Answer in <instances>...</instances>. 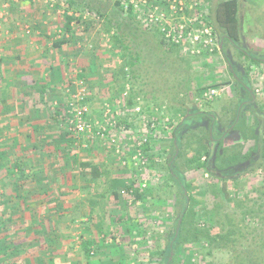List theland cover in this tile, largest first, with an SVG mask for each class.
<instances>
[{"label":"crops","instance_id":"0c3cea01","mask_svg":"<svg viewBox=\"0 0 264 264\" xmlns=\"http://www.w3.org/2000/svg\"><path fill=\"white\" fill-rule=\"evenodd\" d=\"M208 5L210 13L213 5L211 2ZM65 14L49 7L46 0L0 2V252L10 259L21 256L28 260L26 257L33 256L34 264H49L47 259L54 252L51 250L54 243L64 244L57 253L61 260L66 258L68 246L66 241L61 242L63 237L58 227L65 224L62 218L66 219L67 213L80 212L79 227L85 232L90 221L93 227L100 221L96 222L93 216L99 217L101 208L107 213L112 208L104 191L97 188L99 172L87 174L84 170L93 142L83 134L69 133L61 119L76 79L85 77L90 89L103 84L94 63L84 57L85 40L80 36V25H72L73 34L65 30ZM260 37L244 40L245 46L252 47L258 55H254L256 59L249 55L251 74L239 70L244 61L243 55L238 54L243 50L236 44L242 40L240 32L236 42L222 40L219 56L230 63L231 73L233 67L240 75L228 83L238 89L237 103L233 105L229 101L209 112L200 110L205 117L196 115L189 125L198 122L203 126L201 118H209V131H214L216 125H223L221 115L230 116L231 110L237 112L243 108L256 110L254 130L264 131V102L258 93V88L264 92V54L261 53H264V36ZM259 40L263 47L257 44ZM89 98L90 94L87 104L100 119L102 108L91 107ZM243 110L235 119L226 117L222 127L225 134L238 131L237 120L242 118L244 122ZM114 215L105 219L104 224L111 232L120 225L113 223ZM97 232L87 230L82 241L104 240L113 235ZM116 239L120 242V237L113 236ZM128 254L124 250L120 258L125 259ZM58 264L66 263L59 260Z\"/></svg>","mask_w":264,"mask_h":264},{"label":"rangeland","instance_id":"374dc122","mask_svg":"<svg viewBox=\"0 0 264 264\" xmlns=\"http://www.w3.org/2000/svg\"><path fill=\"white\" fill-rule=\"evenodd\" d=\"M203 1L207 4L211 2L214 8L220 0H216V2L214 0ZM0 2L4 4L5 0H0ZM238 3L237 16L242 40L237 42V45L243 50L239 51L238 54L240 53L244 57L243 65L240 66L239 70L245 74H251L252 72H249L250 69H248L249 63L252 62L250 56L255 58L254 55H257V52L253 51L254 49L252 47L249 48V45L245 46L244 40L250 38L254 40L256 37L261 39L260 36H264V0H238ZM54 7L58 11L60 6L57 4ZM20 23H23V20L20 21ZM214 26L216 25L214 24ZM81 28L83 27L81 26ZM104 28L105 26L103 23L93 21L91 28L80 34V36L84 37L83 40H85L83 41L84 44H82L85 59L87 61L89 60L91 64L92 62L94 63L97 72L99 75H102L103 79V84L93 86L91 89L88 81L84 79L90 94L89 104L91 107H96L97 109L100 107L102 108L103 104L106 102H116L122 98L127 84L124 82L125 86L123 89L122 81L118 80L113 82V72L115 68H117L116 63L121 62V60L115 55L116 51L109 46L110 37L107 33H104L102 30ZM226 43L228 42L226 41ZM257 44L263 47L262 40H259ZM91 45H94L93 49H91ZM225 49H228V45ZM183 52L186 58L185 60L183 57L168 56L166 61L168 65H166L164 70L156 68V71H153L155 77L152 80L155 81V85H148V88L153 90L156 95V100L150 103V105L163 104L165 107L169 108V116L171 117V112L180 106V102H184L188 110L199 109L206 112L213 109L217 110L218 107L223 106V104L225 106L229 101L233 105L237 103L239 96L238 89L235 86L234 88L229 86L228 83H233V79L240 75L236 71V68L233 67L231 71L234 75L230 72V63L226 61L225 57L219 56L220 51L214 52L210 56H194L184 47ZM261 53L264 54L263 52ZM175 62L177 64L174 65L173 63ZM169 65L172 66L169 67ZM180 65L183 67L181 70L179 69L180 72L176 73L173 67L180 68ZM182 79H189L190 81L183 82V86H181L179 85V81ZM215 80L216 82H212ZM181 87L183 89H181ZM211 87L219 89L218 95L209 99H197L204 90ZM258 89L260 91L258 92L259 96L264 102L263 88ZM233 110H231L232 113L230 116L228 115L229 120L236 118L237 112ZM255 112L256 110L254 109L245 111L243 119L244 122L248 123L244 125L242 118L240 121L237 120L236 129H238V131H233L234 133L232 135L229 134L227 138L224 136L221 137L216 145L210 144V141L212 140L214 142L219 136V133L216 130L209 132V118L201 120V122L204 121L202 123L204 124L203 126L195 122L185 126L181 132L182 147L179 149V156L174 164L175 168L183 173L189 182L193 183L191 194H193L195 198L193 204L197 211L217 209L221 204L231 211V209H234L233 204H235L233 199L238 200L247 193H250L251 196H255L256 192L253 191L254 188L264 182V168L258 167L254 169L256 164L251 163L258 154V132L257 129L254 130L257 128ZM130 116L132 119L128 123V130L118 135V140H120L123 146H126L127 151L125 152L126 154H124L126 157L134 150V141L141 131H148L146 120L152 117L151 114L147 112L142 118L134 117V115ZM221 116V120L224 121L227 119L226 117H228L224 115ZM181 119H183V117L179 113V115L174 117V123H177ZM224 121H222L223 125H221V127L225 126L226 123ZM158 124H160L161 128L155 131H148V134L150 136V145L152 149L150 153L153 154L155 158L159 159V161L158 164L156 163L155 167H150L149 169L148 166L145 176L139 175L129 160L127 165H123L118 156L116 157L113 148L99 141L91 143V150L86 155L88 161L85 163L84 169L87 174L90 172L95 173L94 171L99 172L97 188L104 191L103 194L112 204L110 205L112 207L109 211L110 213L106 212L107 214H105L106 220H108L111 215H116L124 211L132 217H134V212H137L141 215L139 221L144 224L142 225L134 221L131 226L133 234L122 233L120 230L116 232L115 230L117 227L114 226L113 232L117 234V237H120V242L117 239L113 240V236H108L104 240L98 238L96 244L92 247V257L87 258L81 247L82 239L83 237L85 238L83 234L86 235L87 230L97 232V225L94 223V227L91 226L92 223L90 221V226L86 227L85 232H82V227H79L82 224L79 219L80 212L72 210L67 213L66 219L62 218L65 224H63L62 227H58V231H61V236L63 237L61 242L66 241V245L68 246L66 258L62 259L63 262L66 264H125L126 258H120V256L123 255L124 250L130 252L128 242L130 240H132L131 242H135V244H133L136 249L140 247L145 248L149 241L144 237L145 234H147L146 236L148 237H154V245H157L158 248L156 251L160 253L172 227V219H174L172 213L177 206L175 203L179 201V197L176 193V187L172 182H167L169 176L168 167L171 164V162H169L170 153L168 150L174 141L172 135L173 131L170 126L164 128V124L160 120ZM242 128L243 131L241 130ZM222 132L223 131H220V133ZM208 148L213 149L210 158L212 170L214 174L222 175L225 179L224 182L217 180L215 176H212L204 170L194 169V165L189 161L197 151L208 150ZM80 153L79 151V154ZM159 154L160 158H158ZM203 155L204 157H202V160L205 159V153H203ZM144 178L147 179L146 187H142ZM131 185H138V188L146 197L145 201H136V199H134V201H131L133 203L129 202L132 197L124 192H127L129 189L128 187ZM223 185L224 189L222 190ZM113 191L119 193L118 199L115 198ZM218 201H220L221 204H219ZM160 208L165 209V213H160ZM98 215L99 217L93 216L96 222H98V219H102L101 212ZM72 217L76 218L68 222ZM199 218V214L195 215L193 221H197ZM77 219H79L78 222L76 221ZM203 223V220H201L200 224ZM188 226L190 225L188 224ZM98 236L99 235H97V237ZM108 239L109 241H107ZM206 245L207 244L204 242L195 240H192L191 243L189 241L186 244H181L175 253L178 256L179 264H196L197 262L201 264H222L226 260L227 254L223 252H218L214 256H207L206 259L201 260L202 257L199 255L207 248ZM52 246L53 248L51 250L54 252L47 261L49 264H58V261L62 260L57 250H59L61 246L63 247L64 244L54 243ZM121 247L125 248L121 249ZM106 252L109 253L108 256L104 255ZM20 257H12V259H10L8 255H5L3 251H1L0 264L35 263L33 261V256H30V258L26 257L28 260ZM157 259L158 255L156 254L150 264H156L155 262ZM141 262H138V264H149Z\"/></svg>","mask_w":264,"mask_h":264},{"label":"trees","instance_id":"16d2710c","mask_svg":"<svg viewBox=\"0 0 264 264\" xmlns=\"http://www.w3.org/2000/svg\"><path fill=\"white\" fill-rule=\"evenodd\" d=\"M63 1L66 11L71 12L70 14H65V30L70 31L72 34V25L83 26V28L78 27L83 32L91 28L93 21L99 20L104 24L105 28L102 30L110 37L109 46L116 51L115 55L121 60V62L116 63L117 68L113 72V80L122 81L123 89L125 86L124 82L128 83L130 87L125 98L128 110L133 111L137 105H142L146 112L151 114L153 121L157 122L162 118L160 115L161 111H165V115H169V108L163 104L150 105V103L156 100V95L153 90L148 88V85H155V81L152 80L155 77L154 72L156 68L164 70L166 65H168L166 62L168 56L186 59L183 52L184 47L181 44L167 41L160 26L150 24L146 19L140 17L132 4H129L126 8L123 0ZM211 10L207 21L213 25L219 36V42L221 43L226 38L232 42H236L239 35L238 0H220ZM86 14H89L88 17H84ZM93 47L94 45H91V49ZM257 59L259 60V58ZM182 67L180 65V68L173 67V69L178 73ZM185 81L188 82L190 80L182 79L179 81V85L183 86V82ZM181 89L183 88L181 87ZM248 91L250 92L249 89ZM156 107L159 108L160 112H154V108ZM179 113L183 119L174 123V117L179 115ZM188 113H191V115L186 116ZM196 115L203 116V113L199 109L188 110L184 102H180V106L171 112V121L168 123V127L172 128L174 141L168 150L170 153L169 162L171 164L168 167L169 176L167 182H172L176 187L179 201L175 203L177 206L172 213L174 219H172V227L167 240L161 248L160 253L156 251L158 248L157 245H154L153 236L148 237L146 236L147 234L144 235L149 240L145 248L140 247L136 249L134 247L135 243L130 241V252L126 255L125 264H138L141 261L150 264L156 254L158 255L156 264H167L172 250L175 254L181 244H186L189 241L191 243L192 240L207 244V248L199 255L202 257L201 260L206 259L207 256H214L218 252H223L227 254V258L222 264H264V182L254 188L253 191L256 192L255 196L247 193L238 200L233 199L235 204H233L234 209L230 208L231 211L225 208L220 201L218 203L221 206H217V209L197 211L193 204L195 198L191 194L193 183L189 182L185 175L175 168L174 163L179 156V149L182 147L181 132ZM202 119L204 120V118ZM214 141L216 142V140ZM215 142L211 140L210 144H214ZM257 142L258 154L251 162L252 164H256L254 169L258 167L264 168V136L261 128L258 133ZM143 149L148 152L149 169L150 167H155L159 159L150 153L152 151L150 142ZM203 153H205L204 160H202V157H204ZM212 153L213 149L211 148L197 151L189 161L194 165V169L204 170L215 176L217 180L224 182L223 176L214 174L212 170V166L210 165ZM158 156L160 158V154ZM223 189L224 185L222 186ZM113 194L118 199L119 193L113 191ZM132 196L136 201L146 200V197L138 186L133 187ZM100 212L102 219L97 223L98 231L104 232L107 235L113 234L112 236L114 237L117 236L115 232L108 231L104 225L105 209L101 208ZM159 212L165 213V209L160 208ZM198 214L200 218L197 221H193L195 215ZM140 216L137 212H134V217H132L126 211L114 215L112 218L113 223L115 225L120 224L116 226L115 231L118 232L120 230L133 234L131 226L134 221L141 223L139 221ZM180 219H182V222L178 226ZM201 220H203V224H200ZM96 242L95 238L82 241V249L87 258L92 257V247ZM169 264H179L176 254ZM196 264L201 263L197 262Z\"/></svg>","mask_w":264,"mask_h":264},{"label":"built area","instance_id":"2783aa9c","mask_svg":"<svg viewBox=\"0 0 264 264\" xmlns=\"http://www.w3.org/2000/svg\"><path fill=\"white\" fill-rule=\"evenodd\" d=\"M123 1L126 8L129 4H132L139 16L146 19L148 23L160 26L167 41L181 44L191 55L210 56L214 52L219 51V36L213 25L207 21L209 5L203 0ZM46 2L51 8L58 4L60 6V13L62 12L61 14L69 13L66 11L63 0H46ZM88 15H84V17H88ZM26 29L27 32H30L29 26ZM74 83L75 89L71 91L66 107L61 112V119L67 131L74 135L83 134L90 142L99 141L108 144L110 148H113L116 153L115 155L118 156L123 165H127L129 160L136 169V172L141 176H145L149 165L147 159L148 152L143 147L150 142L148 131L160 129V124L157 121H153L152 117L147 118L146 127L148 131H141L134 141V150L126 157L124 155L127 151L126 146H123L120 140H118V135L128 130V123L132 119L130 115L142 118L146 113L142 105H137L133 111L128 110L126 107L125 98L130 89L129 84H126V90L122 98L116 102H106L103 104L102 115L99 119L94 116L90 106L86 102L89 94L86 81L81 78L76 79ZM218 93V88L211 87L204 90L197 99H209L218 95ZM154 109V112H160L158 107ZM160 113L162 116L160 121L164 124V128H167L171 117L165 115V111H161ZM146 186L147 179L144 178L142 187ZM133 187L135 185H131L127 192H124L132 197L129 202L135 199L132 196Z\"/></svg>","mask_w":264,"mask_h":264},{"label":"flooded vegetation","instance_id":"af4514ba","mask_svg":"<svg viewBox=\"0 0 264 264\" xmlns=\"http://www.w3.org/2000/svg\"><path fill=\"white\" fill-rule=\"evenodd\" d=\"M242 110H243V108H242ZM242 110H237V113H236V115L238 116V115H240V113L242 112ZM243 111H246L245 109L243 110ZM242 114V113H241ZM238 118V117H237ZM214 130H216L218 133H219V136L217 137V139H215L216 140V142L214 143L215 145L217 144V142H218V140L221 138V137H225V138H227V136L229 135V134H233L234 132L233 131H230L228 134H225V131H223L222 133H220V131H222V127L221 126H219V125H216V127L214 128ZM221 135V136H220ZM229 138V137H228Z\"/></svg>","mask_w":264,"mask_h":264},{"label":"water","instance_id":"95a60500","mask_svg":"<svg viewBox=\"0 0 264 264\" xmlns=\"http://www.w3.org/2000/svg\"><path fill=\"white\" fill-rule=\"evenodd\" d=\"M221 47H222V44H221L220 48H221ZM175 143H176V141H175ZM181 222H182V219L179 220V222H178V226L181 225ZM173 256H174V251L172 250L167 264L170 263V261L173 259Z\"/></svg>","mask_w":264,"mask_h":264}]
</instances>
